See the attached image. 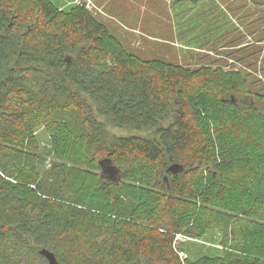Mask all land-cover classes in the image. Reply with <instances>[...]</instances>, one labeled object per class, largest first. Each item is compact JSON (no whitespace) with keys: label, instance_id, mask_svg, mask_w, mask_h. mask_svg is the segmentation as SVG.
<instances>
[{"label":"trees","instance_id":"trees-1","mask_svg":"<svg viewBox=\"0 0 264 264\" xmlns=\"http://www.w3.org/2000/svg\"><path fill=\"white\" fill-rule=\"evenodd\" d=\"M161 64L84 5L0 0V264H264L263 110L237 73ZM213 228L220 251L179 257Z\"/></svg>","mask_w":264,"mask_h":264},{"label":"rangeland","instance_id":"rangeland-1","mask_svg":"<svg viewBox=\"0 0 264 264\" xmlns=\"http://www.w3.org/2000/svg\"><path fill=\"white\" fill-rule=\"evenodd\" d=\"M49 1L60 9L84 5L126 53L140 60L189 72L206 68L237 73L246 95L264 112V0ZM99 119L110 137L153 135L152 129L119 128ZM37 136L42 143L47 137L43 129ZM214 229L202 239L177 235L179 257L220 251L221 234Z\"/></svg>","mask_w":264,"mask_h":264},{"label":"water","instance_id":"water-1","mask_svg":"<svg viewBox=\"0 0 264 264\" xmlns=\"http://www.w3.org/2000/svg\"><path fill=\"white\" fill-rule=\"evenodd\" d=\"M98 167L100 168V177L104 180H108L114 183L119 182L121 179V173L116 166L113 165L112 160L102 159L98 161ZM183 171V167L178 164H173L168 167L167 172L173 175H177ZM166 180V178H165ZM40 254L46 258L49 264H58L54 255L47 251L41 250Z\"/></svg>","mask_w":264,"mask_h":264}]
</instances>
